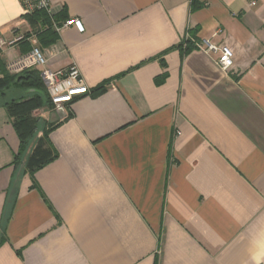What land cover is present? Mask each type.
<instances>
[{
  "label": "crops",
  "instance_id": "crops-1",
  "mask_svg": "<svg viewBox=\"0 0 264 264\" xmlns=\"http://www.w3.org/2000/svg\"><path fill=\"white\" fill-rule=\"evenodd\" d=\"M50 1L84 32L0 0V64L42 71L39 47L89 94L34 111L20 161L8 109L35 92L0 97V264H264V0ZM217 31L229 73L186 53Z\"/></svg>",
  "mask_w": 264,
  "mask_h": 264
},
{
  "label": "built area",
  "instance_id": "built-area-1",
  "mask_svg": "<svg viewBox=\"0 0 264 264\" xmlns=\"http://www.w3.org/2000/svg\"><path fill=\"white\" fill-rule=\"evenodd\" d=\"M24 12L27 16L35 12H45L52 19V28L60 33L68 27H75L80 33L84 32V27L79 19H71L63 24L55 22L51 14L50 0H23ZM253 5L255 3L253 2ZM31 32V30H30ZM220 35L217 31L211 37L193 40L194 50L212 56L218 67L225 73H229L235 64V54L227 44H219L215 39ZM19 38V41L24 40ZM31 65L42 68L41 78L46 87L51 103L56 110H63L78 97L89 94L80 69L72 65L67 70L52 72L46 69L47 60L39 47L34 46L30 53Z\"/></svg>",
  "mask_w": 264,
  "mask_h": 264
},
{
  "label": "trees",
  "instance_id": "trees-1",
  "mask_svg": "<svg viewBox=\"0 0 264 264\" xmlns=\"http://www.w3.org/2000/svg\"><path fill=\"white\" fill-rule=\"evenodd\" d=\"M41 18L45 30L41 34L43 39L51 42L58 37L57 32L51 27L52 20L45 12H35L30 18L31 23L38 22ZM190 39V38H189ZM193 40L186 42V53L193 50ZM0 97L11 88H17L24 91L35 92L34 96L29 99L14 102L8 109L9 117L13 119V126L20 138V150L17 155V161H20L25 154L38 129V119L33 116L34 111L48 107L54 108L46 87L41 78V71L36 68H30L17 75H10L6 68L0 64ZM104 86L99 91L104 90ZM49 161L42 162L37 168L44 166ZM36 168V169H37ZM35 170H32L34 172Z\"/></svg>",
  "mask_w": 264,
  "mask_h": 264
}]
</instances>
